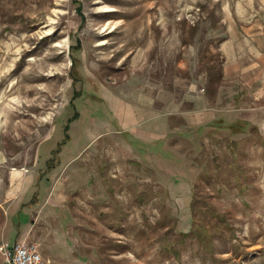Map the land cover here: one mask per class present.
Listing matches in <instances>:
<instances>
[{
    "label": "rangeland",
    "instance_id": "obj_1",
    "mask_svg": "<svg viewBox=\"0 0 264 264\" xmlns=\"http://www.w3.org/2000/svg\"><path fill=\"white\" fill-rule=\"evenodd\" d=\"M5 223L48 264H264V0H0Z\"/></svg>",
    "mask_w": 264,
    "mask_h": 264
},
{
    "label": "crops",
    "instance_id": "obj_2",
    "mask_svg": "<svg viewBox=\"0 0 264 264\" xmlns=\"http://www.w3.org/2000/svg\"><path fill=\"white\" fill-rule=\"evenodd\" d=\"M149 111H147V113H148ZM180 112V111H179ZM182 112H186V110H184V111H182ZM127 113L129 114L130 113V115H131V113L132 114H134V113H136L135 112V110L132 108V107H130L128 110H127ZM144 113V112H143ZM161 114L162 116H160V115H158V114ZM165 114V112H161V111H159L158 113H155L154 114V112H153V114H151V118L152 119H156V118H161V119H158V120H161L160 121V123H162V130H160V132L161 133H163V135H159L158 137H157V139L158 140H162V142H164V140H165V137H167L168 136V134L171 132V124H170V122H165V120H163L164 119V115ZM216 115H212L210 118H206V119H204V120H202V121H207V120H210V119H213L214 117H215ZM170 117V116H169ZM149 118V119H148ZM149 120H150V114H148L147 116H146V118L144 117L141 121H142V123H144V122H146V121H148L147 122V126L146 127H151V125H153L154 124V122H149ZM122 123L124 124L123 125V128H125V129H136V128H134V127H136L141 121H140V119L137 117V118H133L132 116H128V115H125L123 118H122ZM185 122V121H184ZM183 122V123H184ZM194 124V123H193ZM183 125V124H182ZM187 125V123L186 124H184L183 126H185V127H188V125ZM180 127H182V126H180ZM180 127H178L177 129H179ZM159 129H161V127H159ZM137 130V129H136ZM180 131V130H179ZM164 134H166V135H164ZM154 140V139H153ZM27 210H24V213L25 214H27L28 212H26ZM8 225H10V227L12 228V229H14V230H16V232L18 233V232H24V229L26 228V227H24V224H19L18 226H16V224H15V222H12V224L10 223H7ZM6 223L4 224V227H2L1 225H0V235L2 234V237H3V241L9 246V247H11V246H13L15 243H19V242H25V243H28V244H32V242H29L27 239H25V236L27 235V233H29V232H27L26 233V235L23 237L22 236V233H21V235L19 236V235H17V233H13V234H9V233H6V228H5V225H7ZM31 226H33V224H31ZM9 227V226H8ZM24 228V229H23ZM10 229V228H9ZM26 231V230H25ZM29 231H30V228H29ZM0 257H1V259H2V264H6V262H5V259H4V256H3V254L0 252Z\"/></svg>",
    "mask_w": 264,
    "mask_h": 264
},
{
    "label": "built area",
    "instance_id": "obj_3",
    "mask_svg": "<svg viewBox=\"0 0 264 264\" xmlns=\"http://www.w3.org/2000/svg\"><path fill=\"white\" fill-rule=\"evenodd\" d=\"M0 252L3 254L6 264H48L36 244L25 242L15 243L9 247L0 238Z\"/></svg>",
    "mask_w": 264,
    "mask_h": 264
}]
</instances>
